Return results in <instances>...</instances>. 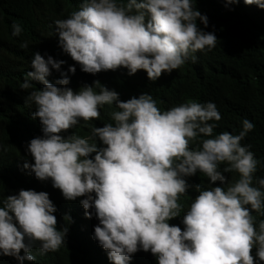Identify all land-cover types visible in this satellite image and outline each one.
<instances>
[{"label": "clouds", "instance_id": "clouds-1", "mask_svg": "<svg viewBox=\"0 0 264 264\" xmlns=\"http://www.w3.org/2000/svg\"><path fill=\"white\" fill-rule=\"evenodd\" d=\"M67 1L73 12L53 22L58 44L51 35L48 50L22 61L26 142L0 141V176L15 184L0 193V255L34 264L35 242L41 254L64 246L68 229L57 230L51 202L64 198L97 219L93 238L111 264L139 255L157 264H264V178H253L260 161L241 143L253 123L214 134L221 116L212 102L161 111L150 94L120 100L108 86L119 68L156 81L216 47L195 0ZM243 3L264 9V0ZM21 31L12 25L13 36ZM29 172L51 182V201L24 190Z\"/></svg>", "mask_w": 264, "mask_h": 264}, {"label": "trees", "instance_id": "trees-1", "mask_svg": "<svg viewBox=\"0 0 264 264\" xmlns=\"http://www.w3.org/2000/svg\"><path fill=\"white\" fill-rule=\"evenodd\" d=\"M67 0H0V141L11 142L22 148L27 133L23 122L27 106L22 98L28 90L20 88L24 83L22 61H29L35 53L41 54L51 46L50 38L58 44L53 22L66 19L73 11ZM195 9L207 17L205 32H213L216 47L210 51H197L195 61L189 59L170 73H161L156 81H149L142 70L129 76L127 69L119 68V76L110 79L108 86L116 90L121 100L141 93L150 94L161 111L194 101L215 104L221 120L214 134L229 132L238 134L244 119L253 123L242 144L250 145L255 158L260 161L254 177L264 178V9L244 5L243 0H195ZM22 31L12 35V25ZM198 27H202L197 21ZM51 26V29H50ZM52 35V36H51ZM27 48H21L22 43ZM55 46V45H54ZM33 70V69H32ZM80 76V75H79ZM84 78V77H83ZM197 145H193L196 147ZM235 181L236 173L226 174ZM24 190L45 192L55 197L51 182L38 181L34 174L20 178ZM15 187L0 176V193L6 186ZM220 186V185H219ZM50 201L56 208L57 230L67 227L64 246L56 252L40 253L35 242L32 254L34 264H111L106 250L93 238L97 219L82 217L78 209L64 198ZM70 218L65 221L64 217ZM21 255L23 253L21 252ZM156 260V259H155ZM148 257L131 256L129 264H157ZM0 264H17L14 258L0 255ZM27 264V262H25Z\"/></svg>", "mask_w": 264, "mask_h": 264}]
</instances>
